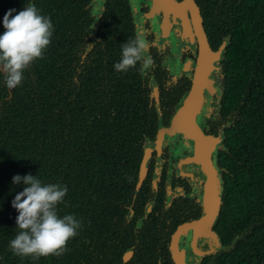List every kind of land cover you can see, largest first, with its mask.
Here are the masks:
<instances>
[{
  "label": "trees",
  "instance_id": "obj_1",
  "mask_svg": "<svg viewBox=\"0 0 264 264\" xmlns=\"http://www.w3.org/2000/svg\"><path fill=\"white\" fill-rule=\"evenodd\" d=\"M31 2L54 32L19 87L8 90L0 77V264H108L111 254L100 249L110 247L108 216L134 195L145 143L155 138L160 119L167 124L191 85L187 80L165 93L159 117L143 75L136 68L114 70L121 45L135 34L128 0H117L101 18V42H89L95 21L90 0ZM27 3L0 0V33L4 14ZM199 4L212 46L228 44L223 93L209 122L223 138L215 231L225 249L213 264H264V0ZM17 174L67 187L58 215L74 214L81 228L63 255L33 260L9 250L17 216L11 202L24 187L12 184Z\"/></svg>",
  "mask_w": 264,
  "mask_h": 264
},
{
  "label": "flooded vegetation",
  "instance_id": "obj_2",
  "mask_svg": "<svg viewBox=\"0 0 264 264\" xmlns=\"http://www.w3.org/2000/svg\"><path fill=\"white\" fill-rule=\"evenodd\" d=\"M116 1L104 0V13L99 20L94 16V32L89 42H101L102 38L98 37L101 18L110 10L116 9ZM195 2L201 13L209 45L217 52L227 42L217 49L212 46L205 30L200 0ZM128 3L131 26L135 32L140 28L151 44L149 53L154 66L143 77L151 94L150 102L161 117L160 107L165 104V93L187 80L191 85L189 93L193 85L200 53L193 17L188 13L185 26L183 20L174 14L155 11L153 0H128ZM222 60L215 65L217 69L211 76L213 88L217 89V93H204L200 116L204 132L216 141L217 153H213L212 160L216 161L217 165L219 152L223 148V138L214 134L216 126L213 125L211 129L209 122L217 116L219 100L223 93ZM188 93L170 115L167 124L160 119L159 125H170ZM222 132L223 129H220V133ZM154 137L145 143L134 195L131 193L132 197L126 196L125 200L119 202V207L115 208L116 212L108 216L111 219V231L105 241L110 247L100 248L102 253L111 254L112 261L108 264H180L173 253L177 231L197 223L205 215L207 175L203 167L195 162V140L186 138L184 134L165 136L160 147H153L145 178L139 186L145 151L150 143L157 141L158 132ZM220 171L222 174V170ZM215 225L211 232L206 228L202 234L193 229L185 230L175 244V251L182 264L214 263V256L225 249L215 231Z\"/></svg>",
  "mask_w": 264,
  "mask_h": 264
},
{
  "label": "clouds",
  "instance_id": "obj_3",
  "mask_svg": "<svg viewBox=\"0 0 264 264\" xmlns=\"http://www.w3.org/2000/svg\"><path fill=\"white\" fill-rule=\"evenodd\" d=\"M103 3L104 0H90L91 13L97 20L104 13ZM2 25L0 77L3 86L13 90L22 84L28 67L43 57L51 43L54 27L50 18L42 15L31 0L19 12L8 10ZM150 46L144 32L137 28L134 36L121 45L120 59L113 64L114 70L125 73L136 68L141 75H146L154 66ZM12 184L24 187L11 202L17 216L15 235L8 242L9 250L17 257L33 260L63 255L68 250V242L81 228V221L74 214L58 215L57 206L64 202L67 187L59 183H42L31 174L14 175Z\"/></svg>",
  "mask_w": 264,
  "mask_h": 264
},
{
  "label": "water",
  "instance_id": "obj_4",
  "mask_svg": "<svg viewBox=\"0 0 264 264\" xmlns=\"http://www.w3.org/2000/svg\"><path fill=\"white\" fill-rule=\"evenodd\" d=\"M153 7L155 11L172 13L176 17L181 18L185 26L188 13H191L200 43V53L192 88L177 110V113L173 116L170 125L167 127L160 124L157 141L150 143L147 147L139 183L140 186L145 178L153 147H160L165 136L181 133L186 138L195 140V162L203 167L207 175L206 197L204 200L205 215L197 223L180 228L175 235L173 253L177 261L182 264L175 251L177 240L187 229H193L196 233L202 234L207 228L211 232V228L216 224L221 211L223 200L221 171L216 161L212 160L213 153H217V145L216 141L204 132L201 126L200 116L204 102V93H217V89L213 88L211 76L212 72L217 69L215 65L223 59L228 44L225 43L217 52L211 49L203 28L201 13L195 0H183L182 2H177L176 0H153Z\"/></svg>",
  "mask_w": 264,
  "mask_h": 264
}]
</instances>
